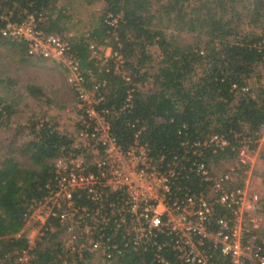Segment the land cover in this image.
I'll use <instances>...</instances> for the list:
<instances>
[{
  "label": "trees",
  "instance_id": "16d2710c",
  "mask_svg": "<svg viewBox=\"0 0 264 264\" xmlns=\"http://www.w3.org/2000/svg\"><path fill=\"white\" fill-rule=\"evenodd\" d=\"M59 1L0 0V27L5 22L2 15L21 21L32 13L41 18L39 27L65 35L71 16L66 12L67 3L73 0L60 5ZM77 1L90 4L95 0ZM102 2V16L92 23L88 36H65L78 58L86 88L99 82L103 98L98 106L109 109L111 132L122 145L138 137L153 155L168 157L183 152L182 140H202L215 132L227 143L215 150L200 145V159L207 165L235 159L243 138L249 142V149L250 145L259 147L256 159L264 163V141L257 143L264 128V0ZM107 14L116 21H108ZM87 38L118 49L123 57L121 68L128 72L131 82L150 83L146 89L134 86L128 109H118L128 83L114 70L111 57L102 61L90 56ZM0 44L16 46L22 58L29 55L21 40L0 34ZM62 68L66 80V69ZM5 78L0 74V130L9 127L10 117L17 110L14 104L19 102L4 97ZM67 84L74 101L73 88ZM29 91L34 95L32 86ZM29 120L16 123L8 141L0 145V264H18L14 251L26 245V238L13 234L22 227L23 212L30 201L47 191L53 159L62 152L80 150L71 146L72 137L51 120ZM252 169L255 175V165ZM259 172L263 184L259 213L263 214L264 164ZM190 183L202 188L196 180ZM35 254L31 264L94 263L92 254H69L55 239L38 247ZM165 257L170 264H177L170 252ZM105 264L164 263L148 249L126 251Z\"/></svg>",
  "mask_w": 264,
  "mask_h": 264
},
{
  "label": "built area",
  "instance_id": "2783aa9c",
  "mask_svg": "<svg viewBox=\"0 0 264 264\" xmlns=\"http://www.w3.org/2000/svg\"><path fill=\"white\" fill-rule=\"evenodd\" d=\"M110 16L114 23L116 17ZM2 17V36L23 41L29 55L66 69L76 96L71 146L80 149L53 159L47 191L23 212V225L13 234L26 238V245L14 251L18 264H31L47 238L69 254L98 255L104 263L126 251L150 249L164 264H170L166 252L177 264H264V216L260 194L250 185L253 161L247 139H240L236 161L219 173L200 159L199 149L227 143L215 132L202 140H182L183 152L168 157L153 155L138 137L122 145L111 132L109 109L98 106L103 98L99 82L86 88L67 36L39 27L41 18L32 13L21 21ZM87 43L90 56L111 57L114 70L128 83L118 107L128 109L137 83L121 68L122 54L91 38Z\"/></svg>",
  "mask_w": 264,
  "mask_h": 264
},
{
  "label": "rangeland",
  "instance_id": "374dc122",
  "mask_svg": "<svg viewBox=\"0 0 264 264\" xmlns=\"http://www.w3.org/2000/svg\"><path fill=\"white\" fill-rule=\"evenodd\" d=\"M65 2L66 0H60L58 4L60 5ZM67 9L66 12L71 16L68 21L70 29L65 35L84 34L85 32H89L92 23L102 16L103 2L102 0H95L88 4L84 1L73 0L67 3ZM23 57L21 51L18 52L16 46L10 44L4 46L0 44V74L2 78L3 75L9 78H5L2 83L3 86H6L3 95L9 102L12 98L13 100L19 99L18 104H14L17 110L10 117L11 122L9 127L0 130V145L2 142L4 144L8 141L16 123H29V119L31 121L33 119L51 120L61 132L73 136L75 131L74 101L72 92L65 80V72L61 64L46 58L27 54L23 55ZM29 86H32V91L35 92L34 95L30 94ZM149 86L150 83L147 81L142 85L137 83V88L146 89ZM262 141H264V128L257 139L258 145ZM247 144L249 145V142ZM257 147L254 149L250 145V150L248 146L253 161L252 166L255 165V175H252L250 185L252 189L261 194L263 184L259 171H261L264 163L262 159H256V154H258ZM235 161L236 158L211 166L215 172L219 173L228 169L231 163ZM49 240L50 238L45 239L41 246L44 247L46 244H49ZM92 259L94 260L93 264H105L98 255ZM63 263L65 264V262Z\"/></svg>",
  "mask_w": 264,
  "mask_h": 264
}]
</instances>
